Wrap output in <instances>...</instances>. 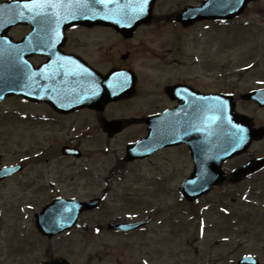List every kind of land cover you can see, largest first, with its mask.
I'll return each mask as SVG.
<instances>
[{
  "label": "rangeland",
  "instance_id": "374dc122",
  "mask_svg": "<svg viewBox=\"0 0 264 264\" xmlns=\"http://www.w3.org/2000/svg\"><path fill=\"white\" fill-rule=\"evenodd\" d=\"M200 1H156L154 13L157 18L153 26L125 44L126 50L132 54L130 60L136 66H150L138 79L139 84L147 83L145 86L153 89L158 71L186 70L184 64H170L168 69L161 67L160 62L153 58V53L154 50L164 49L173 50L170 58L175 57L180 63L186 61L187 65L189 57L193 56L190 71L210 72V77L202 81L210 88L232 89L230 84L237 80V73L234 72L244 71V81H250L251 73L256 70V75H260L258 71L264 73V0L249 4L240 18L221 24V27L205 29L200 24L196 28L174 31L172 22L165 16L178 12L187 4L197 5ZM20 30L15 28L12 33L18 35ZM251 62L254 65L245 71L244 68L250 66ZM236 89L237 93L242 91L240 82ZM142 96L137 94L130 100L118 103L105 114L113 119L141 117L159 108L151 103L153 96ZM244 105L242 103L241 107ZM24 106L16 105L12 99H6L0 105V165L15 162L23 155L30 159L23 174L0 181V222L11 221L16 216L30 217L55 196H75L79 199L98 196L106 189L107 172L118 168L120 175L113 178L111 186L107 187L102 204L106 212L99 210L83 215L151 214L160 217L163 219L162 236L173 240L172 247L182 257L179 261L186 258L188 264H237L238 255L251 250L264 259V237H255L253 226H245L238 220L230 225L229 231L222 226L221 202L233 207L231 202L243 199L242 188L227 184L217 188L201 198L192 212L186 202L179 201L176 190L190 167L185 156L162 151L145 160L125 162L122 159L125 141L143 134L144 127L140 123L131 124L107 137L91 116L79 114L60 117L58 127H53L45 121H33L27 116L18 118L14 112L24 113L28 110ZM73 138L79 144L82 156L63 157L60 147ZM254 150L252 148L251 152ZM258 152L264 153V143L258 146ZM34 178L39 185L32 182ZM174 219L189 221L186 229H176L182 235L176 236L174 228L167 223ZM10 224L13 225L12 232H16V219ZM199 230L205 232L203 238L196 235ZM25 232L30 233L29 230ZM226 234H230L228 241L224 240ZM28 237L35 247L40 246L36 236L29 234Z\"/></svg>",
  "mask_w": 264,
  "mask_h": 264
},
{
  "label": "flooded vegetation",
  "instance_id": "af4514ba",
  "mask_svg": "<svg viewBox=\"0 0 264 264\" xmlns=\"http://www.w3.org/2000/svg\"><path fill=\"white\" fill-rule=\"evenodd\" d=\"M114 3L115 8L111 7ZM92 5V8H82V10L93 14H110L115 11L116 14L124 15L129 12L127 8H124V0H109L105 4H98L93 0ZM156 18V15H153L151 23L136 24L131 31L127 30L128 24L103 23L104 19L76 24L28 25L22 28L21 32L14 38L19 39L24 34L32 38L34 30H38L35 38H42L40 41L47 48L43 50L42 54L30 56L33 66H44L43 76L47 80L55 79L68 72L71 75L75 74L87 79L106 80L116 77L122 79L123 82L126 78L131 77L134 81L131 92L121 94L115 99L108 100L106 93L101 94L100 103H98L100 110L86 106L68 114H62L45 101L38 103L29 101L26 104L30 111L39 110L38 113H34L36 116L29 113L30 119L33 120L37 117L38 120H43L47 118L52 124H56L59 117L87 114L93 117L96 123L101 124L102 130L103 122L112 119L105 113L111 111L118 103L130 100L137 94L140 97H143L142 95L153 96L151 103L157 104L159 108L144 114L139 119V123L144 127L140 137L147 133L148 126L145 117L155 115L157 117L156 133L159 141L173 140L174 142L156 149L151 156L162 151L181 153L188 160L190 166L186 175L191 174L194 170L193 157L184 138H187L189 131H191L192 125L189 127L188 124L193 118L192 111L197 109L200 110L199 112H203V107L208 108L203 105L202 95L228 91L236 92V86L239 82L241 89L246 86V91L263 88L264 73L260 72V75L251 73L250 81H244L243 72H234L233 74L237 73V80L230 84L232 89L210 88L209 84H202L204 78L210 77V72L194 73L190 71L193 66L192 56L189 57L190 61L187 65L186 61L180 63L175 57L170 58L173 50L164 49L163 51L154 50L155 53H153V58L160 62L161 67L168 69L170 64H184L187 67H184L186 70L176 72L168 69L158 71V74L156 72V87L153 89L150 86H145L147 83L139 84L138 79L150 66L148 64L136 66L134 61L130 60L132 54L126 50L125 44H129L132 38L141 35L143 31L148 30L147 28L152 27ZM166 19L171 18L166 17ZM172 26L175 27L174 31L181 32L192 29L194 25L183 26L175 22ZM67 55L70 57L67 58ZM45 89L46 94L52 96V86L49 82ZM240 94L241 92L233 94L237 111L248 115L253 128L257 130L256 134L262 133L263 136L260 140L252 142L250 148H255V150L251 156L246 152L228 159L222 164L224 183L214 187L213 191L232 182L242 186V182L252 181L250 184H245V190L250 191L254 198L239 200L235 202L236 204L231 202L234 204L233 207L224 206L221 202V207L229 208V211H224L226 214L221 216V220L227 226V231L233 224L232 220L237 219L239 223L245 224V226L247 224L253 226L252 231L255 237L257 235L264 237V168L247 176L233 174L235 169L245 163L264 157V154H258L259 144L264 143V104L261 105L257 100L241 101ZM242 102L245 104L243 107H241ZM127 123L128 121L125 120L123 125L125 128L128 126ZM196 131L199 132V130ZM68 145L77 146L73 140H70ZM19 175L21 174H16V177ZM113 175L110 171L107 172L105 180L109 181ZM34 183L39 185L35 178ZM103 203L104 200H100L99 206L91 212L101 210L105 213L106 210H103L102 207ZM15 219L18 224L15 226L16 232H12L13 225L10 223ZM50 219L59 221L65 220V217L58 216ZM119 223L141 224L125 231L115 230L109 226ZM162 223V218L154 217L151 214L79 215L71 229L48 235L39 233L35 227L32 231V226L28 224H33V217L29 218V221H25L23 217L16 216L9 222H0V264H188L189 261L186 258L179 261L182 257H179L176 248L172 247L173 240L170 237L162 236ZM167 223L171 225L170 228H174L176 236L182 235L176 229L183 230L189 225V221H181L180 219L167 221ZM26 230H29L30 233L25 232ZM29 234L36 236L39 247H35L31 238L28 237ZM199 234L196 233V235ZM243 255H252L255 257L254 262L264 264V259L253 250L238 255L237 264L238 259ZM219 261L221 262V255Z\"/></svg>",
  "mask_w": 264,
  "mask_h": 264
},
{
  "label": "water",
  "instance_id": "95a60500",
  "mask_svg": "<svg viewBox=\"0 0 264 264\" xmlns=\"http://www.w3.org/2000/svg\"><path fill=\"white\" fill-rule=\"evenodd\" d=\"M250 0H207L203 3L202 6L197 8H189L190 11H193V16H200L201 18H232L239 14L244 6L247 4V2ZM12 4L15 3H6L1 6L4 8L10 7ZM149 11V8L147 9ZM22 17V16H21ZM20 18V17H19ZM17 47H16V46ZM1 44L0 43V100L5 98L9 95H15L20 94L26 98V92L28 90V83L29 79H27L26 76V70L24 71L23 68H21V75H14V68H13V58L20 60L17 56L25 55L26 52H21V49H25V46L23 45V42H20L19 44ZM16 53H20L16 56ZM14 56V57H13ZM22 61V58H21ZM14 64V63H13ZM23 69V70H22ZM79 90H75V92H78ZM113 124V123H112ZM147 138L140 141L141 143H149L152 144L154 140V134L150 132ZM138 142V143H140ZM138 143L132 144L128 146V155L127 158L131 159L135 156H141V154L135 150V147L138 146ZM205 146L209 145V152L212 154V151H216L220 154H218L219 158H224V154L221 152L224 151L221 149V147L217 148L216 150H213V142L209 141L207 143V140L204 142ZM132 154V155H131ZM200 171V167H196L195 173L192 177L184 180L181 191L184 195H186L187 198L193 199L194 197L199 196L201 193L207 192L211 185L218 184L220 180L222 179V176L217 172L215 174H202ZM201 179L200 182H198L195 186L192 187V184L195 183L197 179ZM195 187V188H194ZM198 189V190H197ZM89 205L86 203L80 204V206H75L74 204L68 202L64 199H58V201L53 202L48 206L49 209H43V213L41 215H45L46 217H49L51 214H56L60 208H63L61 211L65 216L70 217V220L61 223L63 226H69L73 218L76 216L77 212L87 208ZM53 207L54 209H50ZM78 210V211H77ZM40 216V214L38 215ZM37 225L40 229H42V226L45 225L43 221L38 219ZM249 262V261H247Z\"/></svg>",
  "mask_w": 264,
  "mask_h": 264
},
{
  "label": "snow or ice",
  "instance_id": "6c2138e0",
  "mask_svg": "<svg viewBox=\"0 0 264 264\" xmlns=\"http://www.w3.org/2000/svg\"><path fill=\"white\" fill-rule=\"evenodd\" d=\"M63 0H32V4H25L24 7L29 11L37 10V15H48L47 9L49 8H57L62 4ZM98 4H105L109 2V0H95ZM77 3L81 7H86V0H77ZM147 3V0H142V3L139 6V12H143V4ZM74 16V14H73ZM242 131V130H241Z\"/></svg>",
  "mask_w": 264,
  "mask_h": 264
}]
</instances>
